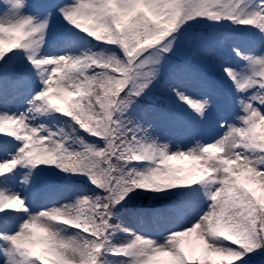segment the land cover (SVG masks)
I'll list each match as a JSON object with an SVG mask.
<instances>
[{"label":"snow or ice","instance_id":"obj_1","mask_svg":"<svg viewBox=\"0 0 264 264\" xmlns=\"http://www.w3.org/2000/svg\"><path fill=\"white\" fill-rule=\"evenodd\" d=\"M0 137L2 264H264V0H0Z\"/></svg>","mask_w":264,"mask_h":264},{"label":"rangeland","instance_id":"obj_2","mask_svg":"<svg viewBox=\"0 0 264 264\" xmlns=\"http://www.w3.org/2000/svg\"><path fill=\"white\" fill-rule=\"evenodd\" d=\"M170 164L176 167H188L190 162L187 160H176V161H170ZM0 264H2V261H0Z\"/></svg>","mask_w":264,"mask_h":264}]
</instances>
